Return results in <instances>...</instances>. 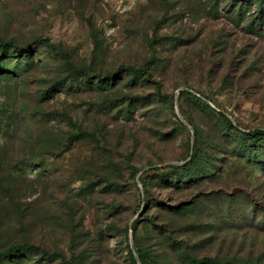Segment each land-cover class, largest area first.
Here are the masks:
<instances>
[{
    "label": "rangeland",
    "instance_id": "rangeland-1",
    "mask_svg": "<svg viewBox=\"0 0 264 264\" xmlns=\"http://www.w3.org/2000/svg\"><path fill=\"white\" fill-rule=\"evenodd\" d=\"M253 129L264 0H0V264H264Z\"/></svg>",
    "mask_w": 264,
    "mask_h": 264
},
{
    "label": "trees",
    "instance_id": "trees-1",
    "mask_svg": "<svg viewBox=\"0 0 264 264\" xmlns=\"http://www.w3.org/2000/svg\"><path fill=\"white\" fill-rule=\"evenodd\" d=\"M121 72H131L140 75L145 74V70L143 68H136L132 65H120L116 70V74H120ZM263 134L264 132H262L260 129H253L246 133V135H248V137L253 141L259 140ZM23 251H38L42 256L50 261L55 259H63V255L59 252H47L45 249L30 243L13 244L7 247L0 252V259L14 257ZM192 261L199 264H208L212 262V259L207 257L202 259L193 258Z\"/></svg>",
    "mask_w": 264,
    "mask_h": 264
},
{
    "label": "water",
    "instance_id": "water-1",
    "mask_svg": "<svg viewBox=\"0 0 264 264\" xmlns=\"http://www.w3.org/2000/svg\"><path fill=\"white\" fill-rule=\"evenodd\" d=\"M192 149H190V153H191ZM137 182H139V180L137 179ZM135 253V252H134Z\"/></svg>",
    "mask_w": 264,
    "mask_h": 264
}]
</instances>
